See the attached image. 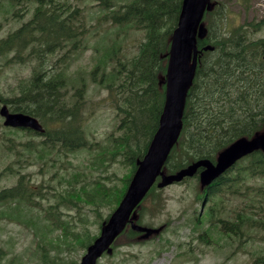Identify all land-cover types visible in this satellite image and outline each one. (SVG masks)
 <instances>
[{
	"label": "trees",
	"instance_id": "1",
	"mask_svg": "<svg viewBox=\"0 0 264 264\" xmlns=\"http://www.w3.org/2000/svg\"><path fill=\"white\" fill-rule=\"evenodd\" d=\"M3 1L0 0V5ZM84 1H9L17 7V13L22 9L21 16L27 19L16 31L0 39V57L12 53L15 59L12 61L35 64L31 76L17 82V93L13 97L2 98L12 112L35 117L45 127L42 135L26 132L42 136L38 144L28 140L15 146L12 143L13 148L8 147L9 153L17 154L19 160L24 155L21 147L28 154L25 162H28L27 159L49 160L55 153L61 156L92 147L85 136L82 122L88 92L86 84L81 82L82 86L70 98H66L62 92L69 87L68 76L64 72L67 58L72 59L73 53L86 47L85 42L95 27L81 5ZM102 1L110 7L111 12L102 17L110 27L143 33L137 42V52L130 59L117 56L118 50L112 57L107 56L116 65L112 74L104 70L101 76L100 84L107 89L113 108L121 116L118 125L120 133L112 138L116 148L113 155L115 158L122 157L124 164L130 166V174L123 188L101 183L97 188L84 192L89 201L96 203L95 212L103 224L123 199L138 162L147 154L159 129L166 102L171 41L178 27L184 0H131L117 10L114 0ZM225 8L224 3L218 4L206 12L203 20L208 33L205 38L198 39L199 65L188 93L182 133L163 169L166 175L176 174L201 160L216 163L218 156L234 141L253 139L264 133V39L253 37L262 27L259 28L258 22V25L241 24L230 30ZM248 26L255 30H249ZM62 52L68 55L67 58L58 55ZM54 57L57 58L54 60ZM100 71L98 69L93 74ZM17 131L21 130L14 132ZM8 170L12 174V168ZM201 171L183 181L188 183L195 180L196 199L200 203L205 201L207 205L204 215L195 219V225L206 224L211 228L210 232L218 231L230 238H242L247 229H264V185L251 183L258 178L264 179V151L258 150L243 158L208 187L201 185ZM17 173L19 178L16 185L0 191V217L19 221L20 211L27 209L24 206L35 213L30 223L40 236L38 247L42 259H45L44 264L58 263L48 254L46 247L50 243L41 239V225L36 219L40 218V214L49 219L51 223L48 224L53 226L43 223V227L50 231L55 228L61 231L56 238L58 242L50 244L57 251L63 250L64 246L69 248L74 243L82 249L88 248L98 235L87 234L84 237L85 234L74 232L71 224L60 216L61 207L78 206L74 204V199L68 200L73 204H52L45 209L42 204H36L39 202L36 197L42 195L40 190L44 186H39L35 191L27 179L26 175L29 174ZM75 190L73 193L68 191L73 198ZM162 191L155 185L140 204V216L136 220L138 225H144L141 218L146 204H161L158 196ZM59 196L65 202V195ZM231 202L237 203V209L229 212L227 207ZM107 203L111 213L104 220L97 209ZM231 215L233 218L230 220ZM205 234L209 235V232L206 231L201 238ZM141 235L130 227L118 238L114 248L132 247L139 242ZM256 263L264 264V253L257 257Z\"/></svg>",
	"mask_w": 264,
	"mask_h": 264
},
{
	"label": "rangeland",
	"instance_id": "2",
	"mask_svg": "<svg viewBox=\"0 0 264 264\" xmlns=\"http://www.w3.org/2000/svg\"><path fill=\"white\" fill-rule=\"evenodd\" d=\"M9 1L4 0L0 5V37L7 36L27 19L21 16L23 10L19 9L20 12L17 13V7ZM130 1L114 0L115 10ZM221 3L225 4L230 30L241 24L259 22V28L262 27V30L254 33L253 37L264 39V0H215L214 7ZM81 5L90 23L95 25L88 36L90 38L85 42L86 47L73 53L72 59L67 58L65 52L58 55H65L67 58L64 72L68 76L69 87L62 91L66 98L74 95L76 89L82 86L81 82L88 88L82 122L85 136L92 147L61 156L55 153L49 160L27 159L28 162H25V156L28 157V154L24 147H21L24 154L21 160L17 154L15 156V153H9L8 147L13 148L12 143L15 146L28 140L38 144L41 138L4 128L0 117V191L16 185L19 178L17 171L29 174L26 176L31 181L33 190L37 191L39 186H44L40 190L42 195L36 197V201H39L36 204H42L45 209H49L52 204H73L68 200L74 199L76 202L74 204L78 206L61 207L60 216L71 224L74 232L85 234V237L87 234L98 235L102 221L95 212L96 203L89 201L84 192L97 188L101 183L110 184L117 189L123 188L124 181L130 174V166L124 164L122 157L115 158L113 155L116 148L112 138L120 133L118 125L121 116L113 108L107 89L100 84L101 76L104 70L112 74L113 66L116 65V62L109 61L107 56L112 57L118 50L117 56L120 55L125 60L130 59L137 52V42L143 37V33L110 27L102 18L111 12L105 1L85 0ZM248 29L255 30L253 27ZM56 58L54 57V60ZM11 59V55L0 58V95L4 97H13L17 93L15 90L17 82L28 79L35 64L17 63ZM98 69L101 71L93 74ZM9 167L13 170L12 174L8 170ZM251 183L263 186L264 179L258 178ZM74 189L76 190L73 198L70 193ZM69 190L71 192H68ZM196 191L195 180L164 188L158 196L161 204L157 202L146 204L142 212L141 221L147 228L155 230V234L147 238L140 237L139 242L132 247H121V244H117L120 247L114 248L110 254H105L98 264H257V257L264 253V229H247L242 238H230L218 231L210 232L211 228L206 224L195 225V219L201 212V203L196 199ZM59 194L65 195V202H62ZM230 204L227 207L229 212L237 209V203ZM108 205V203L101 205L97 209L104 220L111 213ZM24 207L28 209L27 206ZM27 209L20 211L22 213L19 221L0 217V264L45 262L38 247L40 236L30 223L35 213ZM203 210L202 216L206 212L205 208ZM139 216L137 211L133 221L135 222ZM232 218L231 215L229 219ZM36 219L41 225L39 232L42 241L50 244L58 242L56 238L61 231L57 228L50 231L43 227V223H51L43 214ZM206 231L209 235L205 234L201 238ZM50 244L46 247L48 254L52 260H57L58 264L79 263L86 253V249H82L76 243L69 248L64 246L61 251H57Z\"/></svg>",
	"mask_w": 264,
	"mask_h": 264
},
{
	"label": "water",
	"instance_id": "3",
	"mask_svg": "<svg viewBox=\"0 0 264 264\" xmlns=\"http://www.w3.org/2000/svg\"><path fill=\"white\" fill-rule=\"evenodd\" d=\"M210 10H212L211 0H184L179 24L171 42L166 74V102L159 130L147 155L138 163V169L120 205L103 224L101 235L88 247L78 264H97L105 252H111V246L125 231L127 225L132 223L131 217L134 211L146 198L159 177L162 178L159 187L163 188L184 178L193 177L200 168H204L200 179L204 186H208L242 157L257 150H264L263 133L251 140L247 138L237 140L220 154L216 164L202 160L177 174L167 176L163 173L169 154L183 130L186 101L198 67V38L203 39L207 35V29L202 22L206 11ZM0 115L6 119L7 127H23L44 132L37 119L21 113H11L7 106L1 108ZM132 226L134 230L144 232L147 237L155 232L134 223Z\"/></svg>",
	"mask_w": 264,
	"mask_h": 264
},
{
	"label": "flooded vegetation",
	"instance_id": "4",
	"mask_svg": "<svg viewBox=\"0 0 264 264\" xmlns=\"http://www.w3.org/2000/svg\"><path fill=\"white\" fill-rule=\"evenodd\" d=\"M11 32H12V31H11ZM11 32H9V33L7 34V36H8ZM7 36L0 37V39L6 38Z\"/></svg>",
	"mask_w": 264,
	"mask_h": 264
}]
</instances>
